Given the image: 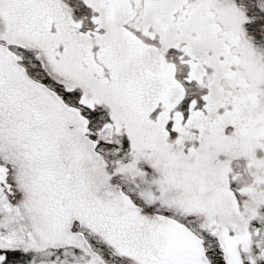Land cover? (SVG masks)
Masks as SVG:
<instances>
[{
	"label": "snow or ice",
	"instance_id": "1",
	"mask_svg": "<svg viewBox=\"0 0 264 264\" xmlns=\"http://www.w3.org/2000/svg\"><path fill=\"white\" fill-rule=\"evenodd\" d=\"M0 264H264V0H0Z\"/></svg>",
	"mask_w": 264,
	"mask_h": 264
}]
</instances>
